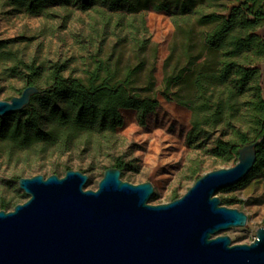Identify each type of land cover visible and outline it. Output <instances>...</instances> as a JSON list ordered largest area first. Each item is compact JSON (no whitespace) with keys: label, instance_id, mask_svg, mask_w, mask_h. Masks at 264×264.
I'll use <instances>...</instances> for the list:
<instances>
[{"label":"trees","instance_id":"obj_1","mask_svg":"<svg viewBox=\"0 0 264 264\" xmlns=\"http://www.w3.org/2000/svg\"><path fill=\"white\" fill-rule=\"evenodd\" d=\"M5 1L29 15L54 5L73 4L81 11L102 8L103 29H111L116 42L107 57L94 56L76 77H64L59 62L51 63L43 76L34 62L13 59L22 70L25 87L35 86L38 92L21 110L0 117V142L22 151L53 147L64 152L95 134L108 145L123 123L122 109L134 110L138 123L145 125L146 116L159 105L154 78L157 49L144 22V11L152 9L167 13L174 25L162 64L160 92L166 100L190 111L186 144L199 147L219 129L212 154L222 163L231 159L236 163L240 146L263 138L255 147L256 160L247 178L264 171V74L257 66L264 65V0L238 1L236 5L229 0ZM124 14L129 16L124 24L119 19L112 23L114 15ZM259 28L263 29L261 36L256 34ZM124 29L128 34L121 38ZM13 41L0 40V50ZM124 52L129 57L120 65ZM40 79H44L42 86L37 85ZM111 168L122 171L125 164L118 158ZM220 200L227 205L233 202L227 197Z\"/></svg>","mask_w":264,"mask_h":264},{"label":"rangeland","instance_id":"obj_2","mask_svg":"<svg viewBox=\"0 0 264 264\" xmlns=\"http://www.w3.org/2000/svg\"><path fill=\"white\" fill-rule=\"evenodd\" d=\"M238 1L244 0H229L235 5ZM100 10L103 9L81 11L75 5L67 4L47 6L41 13L29 15L0 0V40H14L0 50V100L18 96L26 86L22 70L15 67L13 59L34 62L41 68L43 76L51 63L59 62L64 66V77H76L82 75L94 56L107 57L116 39L111 35V29H103ZM128 17L127 14L119 18L114 15L112 23L119 19L124 24ZM144 22L150 41L157 49L154 78L159 103L158 108L146 116L145 125L138 123L134 110L122 109L123 123L115 129L108 145L95 134L79 145L73 147L72 144L64 152L55 151L53 147L45 151H22L0 142V209L4 204L3 210L10 211L15 204L27 200L16 178L47 177L51 174L61 177L69 168L83 171L88 176L84 190H96L103 172L111 168L118 158L125 164L120 175L122 181L131 184L149 182L153 186V194L148 200L151 205L170 202L174 196L179 198L203 174L235 164V159L222 163L212 154L214 140L221 135L219 129L213 130L199 147L186 144L191 113L166 100L160 92L162 64L174 25L167 13L152 9L144 11ZM136 25L138 27V23ZM119 30L117 27L116 32ZM140 30L138 27L137 35ZM125 32L122 30L121 38L128 34ZM256 34L261 36L263 29L259 28ZM119 49L114 58L118 57ZM128 57L129 54L124 52L119 59L120 65ZM257 66L264 74V65ZM43 83L44 79H40L37 85L42 86ZM262 98L264 100V90ZM95 138H98V143ZM227 138V135L223 137ZM193 171H196L195 175L191 174ZM216 195L231 198V204L222 205L241 210L248 217L244 227H232L218 235H227L231 244L252 242L256 228L264 227V171L246 177Z\"/></svg>","mask_w":264,"mask_h":264},{"label":"water","instance_id":"obj_3","mask_svg":"<svg viewBox=\"0 0 264 264\" xmlns=\"http://www.w3.org/2000/svg\"><path fill=\"white\" fill-rule=\"evenodd\" d=\"M37 92L27 86L0 100V117ZM262 140L240 146L233 166L203 174L181 197L157 205L148 204L149 182L122 181L116 168L103 172L96 190H84L88 176L71 169L19 178L28 198L0 209V264H264V227L248 244L218 235L248 217L216 195L248 176Z\"/></svg>","mask_w":264,"mask_h":264}]
</instances>
